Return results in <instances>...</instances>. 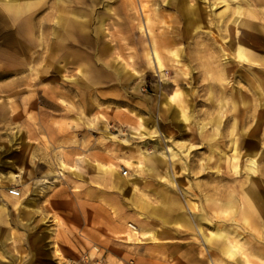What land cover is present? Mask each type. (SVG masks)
Segmentation results:
<instances>
[{
	"label": "rangeland",
	"instance_id": "1",
	"mask_svg": "<svg viewBox=\"0 0 264 264\" xmlns=\"http://www.w3.org/2000/svg\"><path fill=\"white\" fill-rule=\"evenodd\" d=\"M10 1L0 264H264V0Z\"/></svg>",
	"mask_w": 264,
	"mask_h": 264
},
{
	"label": "crops",
	"instance_id": "2",
	"mask_svg": "<svg viewBox=\"0 0 264 264\" xmlns=\"http://www.w3.org/2000/svg\"><path fill=\"white\" fill-rule=\"evenodd\" d=\"M26 1H29V0H26ZM4 8L6 10V12L9 13V15L11 16V18L13 20H16L20 15L24 14V12L26 11L27 12V9L31 8V4L30 2H19L18 0H11L10 2H4ZM72 5V3H71ZM103 8L105 9V6H103ZM187 13V11H186ZM61 20V19H60ZM99 24H98V31L95 35V39L98 40V34L100 33V30H101V26H102V21H100L101 19L99 18ZM69 22L68 20H64L62 19L61 20V23L62 25L66 28V29H69V30H72L73 27L72 26H69ZM20 29H23V25L20 24ZM70 33L72 34V32L68 31V34L70 35ZM67 34V35H68ZM72 36V35H71ZM71 38V37H70ZM77 39V38H75ZM156 48V47H155ZM157 49V48H156ZM154 54V53H153ZM254 198H255V205L257 207H259L261 209V212L262 214H264V195H254ZM262 202V203H261ZM261 204V205H259ZM147 211L150 213L152 211V213H154L156 210L153 209V208H147ZM249 221L245 220L243 218V225H245V228L244 229H249L250 226L248 225ZM253 223V222H252ZM131 230L132 231H126L125 232V236L128 237L129 239H136L137 237H140V233H139V229L131 223ZM248 226V227H247ZM236 228H232V227H229L227 230H223L222 228H218L215 233L213 234V240H214V243L215 245L219 248V250L225 254H227L228 256L230 257H233V258H237V255H240L242 256L243 258V255L245 256L246 254V248L244 246V243L241 241V239H237L236 238V235H238V233H236ZM243 232H246L245 230ZM135 233V235H134ZM220 240V242H219ZM221 240L224 241V245H221Z\"/></svg>",
	"mask_w": 264,
	"mask_h": 264
},
{
	"label": "bare ground",
	"instance_id": "3",
	"mask_svg": "<svg viewBox=\"0 0 264 264\" xmlns=\"http://www.w3.org/2000/svg\"><path fill=\"white\" fill-rule=\"evenodd\" d=\"M140 8H141V10H142V12L143 13H146L147 14V12H148V4H147V2H141V5H140ZM187 11H188V14L191 16V14H192V8H190V6L189 5H187ZM75 12L76 11H73V12H71L72 13V15L73 16H75L76 17V14H75ZM146 19L148 20V16L146 15ZM146 20V21H147ZM153 53H154V55L156 56V57H158V52H157V49L156 48H154L153 49ZM237 56V55H236ZM184 126L185 125H182V130H183V128H184ZM256 157V156H255ZM252 160H253V158H252ZM255 161V160H254ZM253 162V161H252ZM251 162V160H250V162H249V167H251V164H253ZM254 165V164H253ZM253 168V167H252ZM239 169V168H238ZM254 170V169H253ZM256 190V189H255ZM255 199V198H254ZM257 203V202H256ZM262 203V202H261ZM259 205H261V204H259Z\"/></svg>",
	"mask_w": 264,
	"mask_h": 264
},
{
	"label": "built area",
	"instance_id": "4",
	"mask_svg": "<svg viewBox=\"0 0 264 264\" xmlns=\"http://www.w3.org/2000/svg\"><path fill=\"white\" fill-rule=\"evenodd\" d=\"M18 191L16 190H9V194L13 195V196H18Z\"/></svg>",
	"mask_w": 264,
	"mask_h": 264
}]
</instances>
